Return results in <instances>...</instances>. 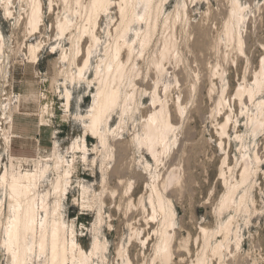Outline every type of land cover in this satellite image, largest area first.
I'll return each mask as SVG.
<instances>
[{
    "label": "rangeland",
    "instance_id": "rangeland-1",
    "mask_svg": "<svg viewBox=\"0 0 264 264\" xmlns=\"http://www.w3.org/2000/svg\"><path fill=\"white\" fill-rule=\"evenodd\" d=\"M41 1V34L35 35L27 21L32 0H0V264L11 262L5 245L8 183L27 171L39 173L37 202L50 212L57 207L75 254L83 250L91 257L95 240L104 244L90 264H159L165 214L156 191L175 213L168 264H197L200 258L202 264H264V89L247 101L248 108L237 96L245 86L255 87L256 74L264 73V0H236L243 10L235 24L243 52L226 36L227 21L237 19L233 0H156L162 13L150 45L142 49L135 35L146 22L137 23L129 38L134 52L127 69L137 84L136 105L123 122L121 111H115L106 148L87 138L86 117L97 93L94 71L116 35L118 7L103 15L96 29L100 45L78 80L77 68L68 62L75 56L83 65L85 55L69 50L75 35L62 38L57 30L58 22L71 15L66 7L72 1ZM85 17L77 14L73 20ZM169 38L175 49L158 75L155 66ZM31 44L39 46L37 61L31 59ZM80 45L86 53L92 43ZM63 50L68 60L62 59ZM65 87L71 93L69 108ZM122 88L133 92L128 84ZM155 92L171 117L178 116L158 161L140 145ZM244 169L249 178L241 184ZM59 177L61 193L53 188ZM235 187L231 206L221 210ZM40 215L39 236H47V217ZM227 223L233 234L224 241ZM222 241L220 258L213 250ZM39 251L28 264H49L48 253Z\"/></svg>",
    "mask_w": 264,
    "mask_h": 264
},
{
    "label": "bare ground",
    "instance_id": "bare-ground-1",
    "mask_svg": "<svg viewBox=\"0 0 264 264\" xmlns=\"http://www.w3.org/2000/svg\"><path fill=\"white\" fill-rule=\"evenodd\" d=\"M66 1L67 0H64L63 3ZM71 1L72 2L68 1L69 5L66 7L71 15L58 22L57 30L59 31V36L62 38L67 37L68 35L71 37L75 35L72 39H70L71 49L69 50L74 53L77 52L78 55L81 52L83 53L82 56L85 55L83 65L79 64V58L77 60L75 56H72V59H70L68 62L70 66L75 65L77 68L78 80L84 79L83 74L85 70L90 67L92 54L100 45L101 39L99 38L96 29L99 27L103 15L109 13V10L112 9V5L114 4L115 8L118 7L120 14L118 23H116V35L113 38V42H111V44L107 47L104 46L105 54L103 58L100 59V63L97 65L94 71L97 77L96 80L98 82L97 93L95 94L94 104L92 105L86 117L89 120L88 128L91 132L87 135V138L99 139L101 141L100 144L106 148L108 145V136L106 133L111 130L109 121H112L115 111H121L120 113H122L121 118L123 122L125 116L130 115V113L133 111V106L136 105L137 102L135 97V89L137 84L134 83L135 80H133V78L129 77L133 71L128 73L129 70L127 69V64L129 61H131L132 54L134 52V45H132L131 41H129V38L132 34L131 32L137 23L140 25V23L142 24L143 22H146L145 30L142 32L141 29H137L138 31H136L135 35L139 37V46L142 49L147 48L158 29L159 17L162 13L161 2L156 0H88L86 3H84L83 0ZM138 8H141L140 12H138ZM6 10L9 9L7 8ZM233 11L236 13L237 19L234 22V18L232 17L227 21L225 25L226 36L229 41H235L239 51L243 52V39L239 35V32L235 29V24H237L242 19L243 10L236 0H233ZM83 13H86L85 20L80 23L78 21L74 22L73 16L81 14V17H83ZM41 18L42 1L32 0V8L28 13L27 21L35 35L41 34ZM163 23V26L168 25L167 20ZM83 40H90L92 43V45L87 49L86 53L84 52L82 45H80ZM198 40L200 41L199 38ZM163 47L164 48L161 52V60L156 63L155 66L158 75H161L164 72L162 61L164 59L168 60L173 52V48L175 47L173 40H171V38L165 40ZM38 48L39 46L32 44L30 45L29 53L33 61H37L38 59L36 54ZM65 50H63L62 54L63 60L69 58L67 56L68 52ZM57 53L58 51L52 52V54L55 55ZM71 55L72 53L70 54V58ZM125 57H128L127 60H125ZM134 69L135 67H133L131 70ZM74 79L75 77H72L71 81L73 82ZM125 83L133 88V92H123L122 87L127 85ZM263 89L264 73L261 71L256 74L255 87L250 85L245 86L237 92V96L240 99L245 98L244 100H241V104L245 108H248L247 101L253 100ZM65 91L66 106L69 108L71 105V93L67 87H65ZM153 99L155 108H153L150 116L147 117L143 125V134L140 136V145L142 146L143 150L147 151V155H151L155 161H158L159 152L164 151L169 145L168 141L170 134L174 129V123L178 121V116L174 115L173 118L171 117L170 111L166 107V103L164 104V102L161 101L162 99L157 96L156 92L153 94ZM260 123V126H263L264 128V118L262 122L260 121ZM226 127L227 123L222 125L223 134L227 135L228 130L226 131ZM256 159H259L258 156H256ZM225 163L226 160L224 161L223 165ZM60 164V161H57L56 168L59 169ZM39 177L40 175L38 172L33 173L27 171L20 175H14V180L11 183H8L7 174H5L2 178L3 184H9L7 185L9 187L8 206L10 209V214L5 228V245L10 254V264H28V261L31 259L32 255L37 252L38 248L40 253H48L49 264H90L94 256L102 253L104 244L101 245L102 243L96 239L92 244L91 257H88V255L83 250H80L79 253L75 254L74 249L68 247L69 244L67 245L65 230L63 223L60 220L61 218H59L57 207L50 212L47 208V205H45L46 203L43 202L42 205L39 206V203L37 202ZM241 177V184L246 183L249 178L247 169H244ZM62 181L63 178L59 177L53 184V188L58 193H61V189H63ZM237 188L238 187L229 189L227 195L222 201L221 210L228 209L231 206L232 201H234ZM156 197L159 210L161 212L164 211L165 214V220L163 223L164 230L162 232L161 241L157 246L156 260H159V264H168L171 255L170 246L172 236L171 232L168 230L173 224L175 213L173 208L170 207L169 203L166 205L164 202L165 199L158 191H156ZM244 199L245 195H242L240 197V203L238 206H241V204L244 202ZM43 212L47 217V222L45 224L48 225L47 236H39L40 231L38 232L39 217L41 216L40 213ZM222 230L225 233L224 241H227L231 234H233L231 223H227ZM224 241L218 243L217 247H215L213 250L214 255H218L220 258L223 254L222 249L225 247ZM197 261V264H202L203 259L200 258Z\"/></svg>",
    "mask_w": 264,
    "mask_h": 264
}]
</instances>
